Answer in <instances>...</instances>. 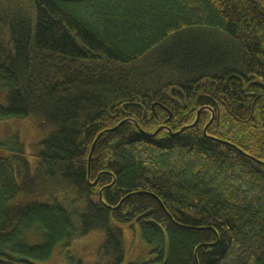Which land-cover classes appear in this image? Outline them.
I'll return each mask as SVG.
<instances>
[{
  "label": "trees",
  "instance_id": "trees-1",
  "mask_svg": "<svg viewBox=\"0 0 264 264\" xmlns=\"http://www.w3.org/2000/svg\"><path fill=\"white\" fill-rule=\"evenodd\" d=\"M10 119L47 134L0 143V264L95 232L120 264L124 226L158 264H264L260 4L0 0Z\"/></svg>",
  "mask_w": 264,
  "mask_h": 264
},
{
  "label": "rangeland",
  "instance_id": "rangeland-1",
  "mask_svg": "<svg viewBox=\"0 0 264 264\" xmlns=\"http://www.w3.org/2000/svg\"><path fill=\"white\" fill-rule=\"evenodd\" d=\"M262 6L264 7V3H262ZM35 125L34 122L26 120L10 119L1 121L0 143L12 139L15 135L23 143L35 142L46 137L47 132L45 129L40 130ZM123 229L125 258L120 264H158L154 260L157 254L152 252V246L143 242L138 228L136 226H124ZM29 243L32 245L39 244L40 240L31 239ZM101 243L102 235L99 232L76 236L67 244L66 242L58 243L46 260L27 258L25 261L28 264H73L75 260H79L81 264H92L98 256L97 250ZM249 264L254 263L250 262Z\"/></svg>",
  "mask_w": 264,
  "mask_h": 264
},
{
  "label": "flooded vegetation",
  "instance_id": "flooded-vegetation-1",
  "mask_svg": "<svg viewBox=\"0 0 264 264\" xmlns=\"http://www.w3.org/2000/svg\"><path fill=\"white\" fill-rule=\"evenodd\" d=\"M248 1H251V2H254V3H258V4H260L261 6H262V3H264V0H248ZM262 7H263V6H262ZM200 111H202V110H199V111H198V113H197V115H196V117H195V120H194V122L192 123V125H194V124L196 123ZM212 118H213V114L211 113V117H210V119H209V121H208V123H207L206 125H208V124L212 121ZM205 127H207V126H205ZM205 127H204V129H205Z\"/></svg>",
  "mask_w": 264,
  "mask_h": 264
},
{
  "label": "water",
  "instance_id": "water-1",
  "mask_svg": "<svg viewBox=\"0 0 264 264\" xmlns=\"http://www.w3.org/2000/svg\"><path fill=\"white\" fill-rule=\"evenodd\" d=\"M207 126V125H206ZM206 130V127H205V129H204V131ZM98 136H100V134L98 135ZM96 141V140H95ZM95 141H94V143L92 144V147H91V150H90V153H89V161H90V158H91V155H92V151H93V147H94V144H95ZM161 204V203H160ZM162 205V204H161Z\"/></svg>",
  "mask_w": 264,
  "mask_h": 264
}]
</instances>
